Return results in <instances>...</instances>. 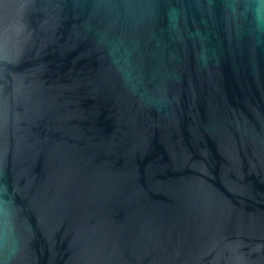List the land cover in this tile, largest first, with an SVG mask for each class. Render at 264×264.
<instances>
[{
	"label": "water",
	"instance_id": "1",
	"mask_svg": "<svg viewBox=\"0 0 264 264\" xmlns=\"http://www.w3.org/2000/svg\"><path fill=\"white\" fill-rule=\"evenodd\" d=\"M0 264H264V0H0Z\"/></svg>",
	"mask_w": 264,
	"mask_h": 264
}]
</instances>
